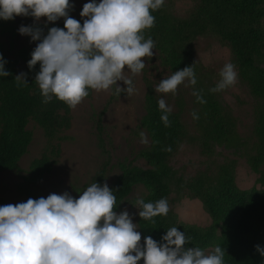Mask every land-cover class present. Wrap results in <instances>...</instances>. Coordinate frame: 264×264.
I'll return each instance as SVG.
<instances>
[{"label": "clouds", "instance_id": "clouds-1", "mask_svg": "<svg viewBox=\"0 0 264 264\" xmlns=\"http://www.w3.org/2000/svg\"><path fill=\"white\" fill-rule=\"evenodd\" d=\"M165 0H91L85 3L80 21L69 15L74 5L69 0H0V19L14 20L17 16L46 18L56 22L64 18V28L51 27L45 35L37 26L21 25L18 32L39 41L28 61L33 69L43 103L55 97L70 109H76L89 91H108L115 86L116 94H135L133 80L145 68L146 57L153 56L155 42L145 38L146 30L155 26L152 12L160 9ZM7 61L0 54V77H8ZM220 80L209 91L217 93L234 87L238 82L235 65L226 63ZM26 73L15 76L17 87L26 85ZM123 81L127 88L117 85ZM195 86L194 67L187 66L164 78L155 91L177 94L181 84ZM192 95L206 103L202 90L194 88ZM161 120L171 125L172 108L158 100ZM193 119L198 120L196 112ZM141 143L148 139L140 133ZM154 143H159L155 141ZM165 151H171L168 146ZM138 215L144 220L166 216L170 210L166 198L156 202L137 200ZM116 196L105 183H92L79 198L68 192L49 194L46 198H29L26 202L0 206V264H225V250L215 246L206 252L200 247H187L191 237L177 227L167 230L158 242L144 237L127 210L117 213ZM255 249L264 256L259 244Z\"/></svg>", "mask_w": 264, "mask_h": 264}, {"label": "trees", "instance_id": "trees-1", "mask_svg": "<svg viewBox=\"0 0 264 264\" xmlns=\"http://www.w3.org/2000/svg\"><path fill=\"white\" fill-rule=\"evenodd\" d=\"M195 1L191 13L185 17H174L163 6L152 12L156 21L155 26L146 30L145 38L151 37L154 40L155 48L170 69L178 71L193 65L195 74L199 67L192 59L188 47L192 38L211 34L230 47L240 78L248 85L251 94L262 102L253 127L254 145L245 156L253 169L262 166L264 170V0ZM83 5L79 8L80 12ZM69 15L80 21L81 25L86 19L73 16L70 12ZM8 21L0 19V25ZM51 27L64 28V22L46 24L45 35ZM12 29L13 25L3 27L5 31ZM33 50L22 47L18 51L26 64L22 72L27 74L26 85L17 87L14 79L17 75L16 69L12 64L5 65V70L12 75L0 77V173L18 168V160L26 152L32 138L31 131L26 128L29 120L40 126L49 138L68 127L70 122V108L65 103L55 97L47 104L42 102L43 97L35 83L40 65L38 63L31 70L28 68ZM90 93L91 90L89 95ZM202 95L206 103H200V109L196 112L200 117L197 125L201 126L202 144L208 150L213 143L231 142L235 131L229 113L222 110L220 103L209 90H202ZM144 108L140 126L148 133L151 146L139 151L137 156L145 159L149 166L139 167L121 163V172L109 186L116 196L115 211L119 209L122 200L135 184H143L148 188L149 191L143 199L146 203H154L161 198L168 199L170 193V181L174 175L170 160L184 137L183 126L174 113L169 114L171 125L169 127L164 125L158 98L151 87L146 93ZM104 109L105 107L97 117L96 130L99 136L102 133L101 119ZM202 119L206 120L204 125ZM155 141L159 143H154ZM168 146L171 147V151L163 150ZM57 154L56 146L50 152H43L34 158L17 183V192L27 199H38L39 197L32 191V186L50 172ZM105 172L103 166L95 176L94 182L102 185ZM212 177L205 175L199 178L194 186V192L203 200L204 207L212 218L210 226L176 224L169 214L154 217L152 220H144L139 216L138 225L143 240L144 237L151 236L160 242L168 229L177 227L179 231L191 237L187 247L204 249L219 245L224 248L225 264H264V256L255 249L257 244L264 248V189H239L234 184L231 167L228 164L214 178Z\"/></svg>", "mask_w": 264, "mask_h": 264}, {"label": "rangeland", "instance_id": "rangeland-1", "mask_svg": "<svg viewBox=\"0 0 264 264\" xmlns=\"http://www.w3.org/2000/svg\"><path fill=\"white\" fill-rule=\"evenodd\" d=\"M91 0H69L74 8L70 10L73 16L81 17L79 8ZM99 2V0H96ZM195 0H165L163 7L174 17L189 15L195 6ZM56 22H64L60 18ZM46 18L34 21V18L17 16L14 21L0 25V45L3 58L7 64H12L16 74L22 73L26 67L19 56V49L28 47L35 49L39 41H31L30 36L21 35L18 29L21 25L37 26L45 29ZM5 25H13L12 30H3ZM190 55L199 67L196 75L197 83L193 87L181 84L177 94H162L155 91L164 78L173 74L174 70L167 66L161 54L154 47L153 56L146 57L145 68L140 74L133 76L125 71V76L133 80L136 92L127 96L125 92L116 94L115 86L108 91L96 92L90 95L76 107L69 110L68 127L59 130L54 137H47L42 128L29 120L26 128L31 131L32 138L26 152L18 160L17 169L4 170L0 173V206L18 204L28 199L17 192L16 185L26 173L30 162L43 152H50L58 147L55 163L49 173L32 186V191L40 198L49 194L68 192L74 198L94 183L98 171L105 166V177L102 185L110 186L121 172V163L132 166L148 167L145 159L138 157L139 151L150 148L151 139L146 130L140 126V119L145 112L146 93L151 87L158 100L163 98L180 119L184 137L176 147L170 160L174 175L170 181L168 196L169 212L175 223H183L197 227H208L212 218L204 207L203 200L194 192L198 179L207 175L214 178L225 165H230L234 184L242 190L256 188L264 189L263 167L253 169L245 154L254 145L253 127L257 113L262 107L260 99L253 96L248 85L240 78L239 70L232 58L230 47L211 34L192 38L188 43ZM233 63L238 73V82L234 87L221 92L211 93L220 103L222 110L229 113L233 121L235 134L228 143L215 144L206 149L203 142L201 126L197 125L192 113L200 109V103L192 95L194 88L204 90L215 87L220 80V71L226 63ZM117 85L126 89L123 81ZM106 105V106H105ZM102 133L96 130L97 117L103 109ZM208 121V120H207ZM203 125L206 120L202 119ZM148 139L147 144L141 143L140 133ZM203 151H210L206 153ZM148 188L143 184H135L131 192L122 200L117 213L127 210L138 225L139 209L137 200L144 199ZM217 234L219 227H217ZM142 237V234H141ZM144 240L141 239L143 245ZM214 246L204 248L212 251ZM142 263V260L139 264Z\"/></svg>", "mask_w": 264, "mask_h": 264}]
</instances>
